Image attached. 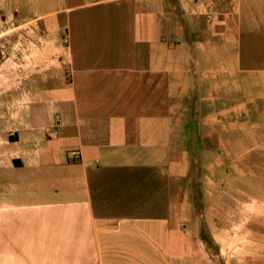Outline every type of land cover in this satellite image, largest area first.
<instances>
[{
  "label": "crops",
  "instance_id": "1",
  "mask_svg": "<svg viewBox=\"0 0 264 264\" xmlns=\"http://www.w3.org/2000/svg\"><path fill=\"white\" fill-rule=\"evenodd\" d=\"M0 23L34 38L2 93L0 264H264V0H0Z\"/></svg>",
  "mask_w": 264,
  "mask_h": 264
},
{
  "label": "rangeland",
  "instance_id": "2",
  "mask_svg": "<svg viewBox=\"0 0 264 264\" xmlns=\"http://www.w3.org/2000/svg\"><path fill=\"white\" fill-rule=\"evenodd\" d=\"M2 29L3 26L0 23L1 32ZM26 39L24 41L23 38L19 37L17 34L0 35V109L2 108V105L4 103H7L2 100V96H3L2 93L4 92V90H7V82L10 80L13 84L14 83L16 84L25 72L24 68L21 65H24L25 64L24 61L30 59L29 56H33V54L25 50L26 48L25 46L34 45V38L31 37ZM197 196L198 195H196L194 199H197L198 198ZM199 196L203 201L202 203L199 202L194 203L195 205H199L197 208L199 210H197L196 212L198 214L200 213L202 214L201 220L203 222H207L210 220V212L208 209L206 210L205 208L206 207L205 203L207 202V200L205 201V199H203V195L202 196L199 195ZM224 239H225V235L223 233L221 236V242L219 241V246H218L219 255H221L223 258L225 256L226 251H230L231 253L233 249L234 253H236L238 251V248L241 249L242 245L240 243L242 240L240 238H237V240L235 239L233 248L225 247V244H222V240L224 241ZM228 247H232V246L229 245Z\"/></svg>",
  "mask_w": 264,
  "mask_h": 264
}]
</instances>
